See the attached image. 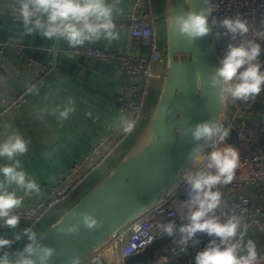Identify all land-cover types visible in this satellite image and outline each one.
<instances>
[{"label":"clouds","instance_id":"9594fccd","mask_svg":"<svg viewBox=\"0 0 264 264\" xmlns=\"http://www.w3.org/2000/svg\"><path fill=\"white\" fill-rule=\"evenodd\" d=\"M120 4L121 0H10L8 7L25 35H39L54 44L65 42L75 49L101 40L109 44L118 42L121 33L115 16ZM204 4L206 7L198 11L190 8L173 13L168 18L170 35L175 32L193 44L210 35L218 25L222 31L216 33L217 39L227 38L229 43L219 67L207 82L208 87L221 107L228 101L255 100L264 91V61L261 60L264 46L254 39H247L250 26L245 19L237 15L225 16L218 21L210 0H204ZM196 86L204 93L200 74L196 75ZM27 93L38 94L39 87L29 85ZM75 111V101L69 97L62 108H44L38 116L50 113L62 123ZM163 111L167 116L170 109ZM136 126L135 120L124 115L116 122V127L125 135L132 134ZM177 133L181 137H191L194 146L188 159L192 165L202 158L207 163L180 175L186 185L187 198L182 201L184 211L180 215L184 223L179 227L176 221L159 223L158 229L185 252L200 243L198 235L211 237L208 245L195 256V264H259L256 242L246 239L247 224L241 216L223 212V194L219 188L233 182L239 163L236 148L227 143L230 129L217 119H209L186 129L178 128ZM205 149L211 151L205 154ZM28 151L29 141L17 131H11L0 141V161H5L0 163V227L13 232V239L0 236V264H51L57 252L54 247L42 243L46 236L43 233L31 227L16 231L21 220L17 210L23 206L25 197L42 193L40 184L24 170L19 159ZM65 216L66 219L72 216L77 222L63 226L66 219L62 221L55 228L58 235L77 236L81 225L90 232L103 228V222L88 212L77 213L75 210ZM22 240L27 241L22 250H6ZM69 264H83V260L73 256L69 258ZM91 264H97L95 258Z\"/></svg>","mask_w":264,"mask_h":264},{"label":"water","instance_id":"95a60500","mask_svg":"<svg viewBox=\"0 0 264 264\" xmlns=\"http://www.w3.org/2000/svg\"><path fill=\"white\" fill-rule=\"evenodd\" d=\"M9 3L10 0L0 2L1 72L2 64L29 56L46 69H53L52 74L69 76L104 94L111 95V82H118L120 90L117 92L119 95L123 93L125 77L120 66L96 57L75 55L65 42L54 44L39 35H25L22 25L8 7ZM204 7V0H162V13L157 15V21L162 24L160 46L164 54V68L158 94L140 131L131 142L122 146L120 150H125L114 160L116 162L113 166L101 173L94 183L89 184L84 194L77 200L73 199L57 220L40 232L46 235L42 243L57 250L51 264H69V258L73 256H78L84 262L100 247L115 239L121 230L164 200L172 187L182 179L180 175L194 165L188 159V153L194 146L191 137L178 136V128L186 129L209 119H217L225 125L230 116H233L238 123L264 129V118L237 115L228 102L221 107L213 90L208 87L207 82L219 67L220 61L211 34L190 44L177 33L173 32L172 36L169 33L168 18L173 13L190 8L198 11ZM118 30L123 46L119 53L126 54L131 41L135 39L131 38L127 30ZM115 43L109 44L101 40L85 46L117 52L119 50ZM261 60L264 61V55ZM197 74L201 75L205 85L204 93L197 89ZM150 92L151 89L149 95ZM262 94L258 111L264 113V91ZM148 104L150 105L149 99L147 106ZM165 108L170 109L167 116L163 111ZM237 135L234 143L239 145ZM209 150L205 149V154ZM75 210L77 213L88 212L95 215L103 222V228L90 232L81 225L77 236L58 235V229L55 228L66 219V213ZM76 222L69 216L63 226ZM170 240L165 236L144 252L129 257L124 264H148ZM113 264L123 263L117 261Z\"/></svg>","mask_w":264,"mask_h":264},{"label":"built area","instance_id":"2783aa9c","mask_svg":"<svg viewBox=\"0 0 264 264\" xmlns=\"http://www.w3.org/2000/svg\"><path fill=\"white\" fill-rule=\"evenodd\" d=\"M211 5L214 8L213 15L218 21L225 16L237 15L245 19L250 26L247 39H254L264 46V0H211ZM116 24L117 28L127 30L131 38L141 41L142 45L148 48V53L135 57L87 46L70 48V51L75 55L96 57L123 69L125 77L123 93L118 95L115 101L122 115L136 121V130L132 134L125 135L116 127L111 139L98 142L67 172L57 174L53 183L47 187L41 201L17 210L21 220L27 223L25 228L31 227L33 230L39 228L41 222L54 208L69 205L78 191L97 174L104 172L112 157L124 144L131 142L140 130L152 83L162 77L164 68V54L159 43V26L153 0H132L129 11ZM218 31L222 30L217 25L211 36L215 40V47L221 60L229 40L217 39ZM47 70L46 74L53 71L51 68ZM262 96L263 94L247 102L228 101V104L237 115L258 116L263 119L264 113L258 111ZM19 101L20 98L10 103L4 102L3 110L7 111L12 106L19 105ZM229 124L237 125L234 138L238 134L239 145L234 143V139L233 144L238 147L239 163L233 182L219 189L224 190L226 197L223 212L242 217L243 222L248 226L246 236L248 239L249 234L253 232L264 235V211L255 204L256 197L249 192L253 185L259 183L257 191L260 193L259 197L264 198L261 194L264 190V129L238 123L233 116H230L224 126ZM206 163V159L202 158L190 170L202 168ZM186 198V185L181 179L172 187L164 200L121 230L115 239L92 253L83 264H91L93 258L96 259L97 264H113L117 261L124 264L129 257L144 252L153 243L166 236L158 229L159 223L176 221L178 227L184 223L180 220V215L184 211L181 207L182 201ZM197 239L200 243L190 246L187 252L182 251L181 246L171 239L148 264H195V256L212 238L200 234ZM18 243H14L11 249L6 250L12 251ZM260 259L261 264H264V252L260 254Z\"/></svg>","mask_w":264,"mask_h":264},{"label":"crops","instance_id":"0c3cea01","mask_svg":"<svg viewBox=\"0 0 264 264\" xmlns=\"http://www.w3.org/2000/svg\"><path fill=\"white\" fill-rule=\"evenodd\" d=\"M131 2L132 0H121L115 22L120 21L124 14L129 11ZM158 26L160 30L159 22ZM115 46L119 50L118 53L123 48L120 40L115 43ZM147 53L148 48L142 45L141 41L135 39L131 41L126 54L137 57ZM1 68L3 72L0 71V141L5 139L11 131L19 132L29 141V151L19 159L24 170L40 184L42 189L39 196L25 197L21 208H26L43 199L47 187L53 183L57 174L67 172L98 142L111 139V135L116 129V122L122 115L115 101L119 95L117 90L119 91L120 88L118 82H111L113 93L108 95L69 76L55 75L52 74L53 72L46 74L48 70L44 65L34 61L29 56L23 60H10L8 63L2 64ZM29 85L38 86L39 93L28 94L27 87ZM160 86L161 79L153 81L149 95L150 105L147 106L144 119L152 108ZM153 91L155 94L152 98ZM69 97L74 99L76 111L67 120L59 123L56 117L50 113H44L42 117L38 116V113L44 108L52 109L57 106L62 108ZM19 98V105L12 106L7 111L3 110L4 102L10 103ZM226 127L231 131L227 143L239 152L238 147L232 144L237 125L229 124ZM220 146L223 147V145ZM124 150H120L104 170H108L112 162L117 160ZM0 163H5V161H0ZM100 174L89 180L80 189L74 200L84 194L89 184L94 183ZM258 186L259 183L253 185L249 192L256 197L255 204L264 211V198L259 197ZM219 190L223 194L225 206L224 190ZM20 194L22 195V193ZM261 194L264 196V190ZM67 206L63 205L62 208ZM26 225L25 221L20 220L16 231L23 230ZM42 229L43 224L34 231L40 233ZM0 236L13 239V232L8 228L0 227ZM248 238L256 242L259 264H261L260 254L264 252V235L253 232L249 234ZM26 243V240L20 241L12 251L21 249Z\"/></svg>","mask_w":264,"mask_h":264},{"label":"trees","instance_id":"16d2710c","mask_svg":"<svg viewBox=\"0 0 264 264\" xmlns=\"http://www.w3.org/2000/svg\"><path fill=\"white\" fill-rule=\"evenodd\" d=\"M154 3V8H155V12L156 14H161L162 13V0H153ZM160 25V32H159V43L160 45H162V24L161 22H159ZM157 93V92H156ZM155 94V91H153V94L151 95V97L153 98ZM145 122V121H144ZM143 122V123H144ZM143 125V124H142ZM140 131V130H139ZM109 170V169H108ZM65 208H62V206H57L56 208H54L49 215L46 217L45 222H42L39 227H41V225L43 224V229H45L46 227H48L49 225H51L52 223L55 222V220H57V218L63 213V211H65Z\"/></svg>","mask_w":264,"mask_h":264},{"label":"rangeland","instance_id":"374dc122","mask_svg":"<svg viewBox=\"0 0 264 264\" xmlns=\"http://www.w3.org/2000/svg\"><path fill=\"white\" fill-rule=\"evenodd\" d=\"M232 144H233V143H232ZM115 162H116V161H114V162L111 164L110 168L113 166V164H114ZM110 168H109V169H110ZM41 223H42V222H41Z\"/></svg>","mask_w":264,"mask_h":264},{"label":"bare ground","instance_id":"6f19581e","mask_svg":"<svg viewBox=\"0 0 264 264\" xmlns=\"http://www.w3.org/2000/svg\"><path fill=\"white\" fill-rule=\"evenodd\" d=\"M262 94V93H261ZM261 96V95H260Z\"/></svg>","mask_w":264,"mask_h":264}]
</instances>
